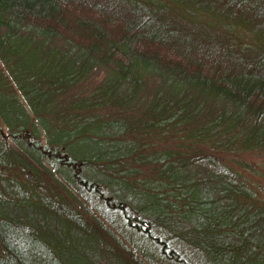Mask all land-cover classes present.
I'll list each match as a JSON object with an SVG mask.
<instances>
[{
	"label": "trees",
	"instance_id": "obj_1",
	"mask_svg": "<svg viewBox=\"0 0 264 264\" xmlns=\"http://www.w3.org/2000/svg\"><path fill=\"white\" fill-rule=\"evenodd\" d=\"M234 23L244 26L245 40ZM20 36L70 42L92 55L96 66L128 80L141 66L176 86L179 92L171 99L186 102L174 110L185 107L190 117L201 115L207 131L222 136L213 147L264 146V0H0V41ZM32 116L25 120L0 105V264H75L15 211L21 202L46 208L76 228L103 231L111 244L95 264H191L136 202L117 196L104 178H91L94 169H111L108 156L73 153L39 115ZM174 156L171 162H187L194 178L232 183L238 196L257 201L239 174L213 155ZM100 161L109 163L92 165ZM82 162L90 169L80 171ZM49 180L77 194L79 206ZM158 193L168 207H178V193L168 188ZM101 206L113 210L111 215L106 217ZM133 236L149 243L148 250Z\"/></svg>",
	"mask_w": 264,
	"mask_h": 264
},
{
	"label": "rangeland",
	"instance_id": "obj_2",
	"mask_svg": "<svg viewBox=\"0 0 264 264\" xmlns=\"http://www.w3.org/2000/svg\"><path fill=\"white\" fill-rule=\"evenodd\" d=\"M233 27L241 39L247 38L243 25ZM177 92L171 81L159 80L141 66L130 80L96 66L92 55L70 42L24 36L0 41L1 106L21 113L25 120L29 115L32 120V112L39 115L49 132L75 154L88 159L108 156L111 169H94L91 178H104L117 196L136 202L151 225L191 264H264V146L213 147L222 136H212L201 115L190 117L183 112L185 107L174 110L186 102L171 99ZM2 129L5 132L6 126ZM6 139L12 143L9 136ZM41 141L44 144L45 138ZM199 154L213 155L237 172L257 201L238 196L239 187L232 183L194 178L185 161L171 162L172 155L187 159ZM118 156L124 158L115 161ZM81 164L80 171L90 169L91 164ZM49 185L79 206L81 199L73 191L67 193L53 180ZM164 188L181 196L176 209L163 203L158 192ZM101 208L106 217L113 211ZM18 209L68 261L95 264L106 256L111 242L103 231L87 225L91 230L76 228L30 202H21ZM133 239L148 250L149 243Z\"/></svg>",
	"mask_w": 264,
	"mask_h": 264
}]
</instances>
